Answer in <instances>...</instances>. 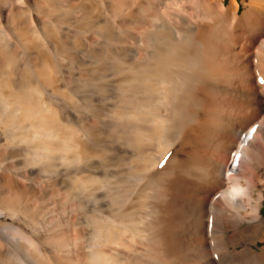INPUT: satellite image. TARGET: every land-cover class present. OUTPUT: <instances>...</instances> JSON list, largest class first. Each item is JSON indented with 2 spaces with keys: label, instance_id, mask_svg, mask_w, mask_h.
Masks as SVG:
<instances>
[{
  "label": "bare ground",
  "instance_id": "6f19581e",
  "mask_svg": "<svg viewBox=\"0 0 264 264\" xmlns=\"http://www.w3.org/2000/svg\"><path fill=\"white\" fill-rule=\"evenodd\" d=\"M75 1V5L58 0V4L41 6L37 0H0V144L7 145L0 151V258L1 251L15 244L12 237L18 242L24 236L39 251L59 259L57 240L51 243L55 233L51 235L49 227L24 232L26 212L22 216L25 210L8 193L22 189L47 196L55 186L78 198L81 189L96 186L86 172L91 163L81 169L64 163L86 157L92 160L91 156L103 153L123 163L117 179L112 178L116 180L111 183V200H107L113 202L112 193L122 198L125 191L127 198L125 202L121 199L123 206L118 202L121 210L116 213L103 208L106 214L92 212V218L79 210L73 220L79 227L64 230L76 238L72 242L78 241L76 252L67 256L70 264H193L197 251L208 246V221L213 212L222 229L219 236L233 252L264 263V86L256 85L251 76L256 60L264 72V0ZM102 22L107 27L99 28L101 37L87 35L89 26ZM72 60L87 68L81 69L79 63L80 69L69 67L67 61ZM76 84L92 87V115L59 105L62 100L69 104L76 90L68 93L67 89ZM5 124L18 128L15 141L37 144L32 154H41L37 157L41 159H35L29 172L39 174L45 167L48 173L41 184L20 179L22 174L27 176L28 168L26 173L15 168L18 161L6 164L19 152L9 147ZM174 156L184 158L186 166L182 167L183 162L173 166ZM169 167L175 168L177 179L178 195L173 191L178 199L176 212L185 214L187 222L182 229L178 224L166 228L175 233L178 248L169 252V259L159 260L155 256L159 246L149 240L160 230L149 229L148 222L157 221L153 219L160 207H166L163 199L167 196L149 201L145 195L153 182L145 185ZM171 185L170 191L175 188ZM155 187L161 194V186ZM96 191H92L94 196L103 192ZM95 199L102 201L103 197ZM144 205L149 207L147 212ZM5 215L13 221L1 219ZM243 233L252 236L242 240ZM257 240L263 243L253 247ZM69 245L67 241L62 247Z\"/></svg>",
  "mask_w": 264,
  "mask_h": 264
},
{
  "label": "rangeland",
  "instance_id": "374dc122",
  "mask_svg": "<svg viewBox=\"0 0 264 264\" xmlns=\"http://www.w3.org/2000/svg\"><path fill=\"white\" fill-rule=\"evenodd\" d=\"M38 1V3H39V5H45V4H47L46 2H53V3H55V4H58V0H57V2H56V0H50V1H48V0H37ZM43 3H42V2ZM45 1V2H44ZM72 0H68V2H67V0H66V2H67V4H69V2H70V4L69 5H75V4H77V2L75 1V0H73L72 2H71ZM78 1V0H77ZM79 2V1H78ZM21 3V5L22 6H24V8L26 7L25 5H24V3L21 1L20 2ZM53 3H51V4H53ZM73 3H75V4H73ZM27 10V9H26ZM29 21V20H28ZM31 21V20H30ZM101 24H103V25H101ZM100 25L101 26H98V27H96V26H89L88 28L89 29H87L88 31H89V33H88V31H87V35L88 36H90V37H93V38H99V37H101L100 35H101V33H98V32H101L100 30H99V28L100 29H102L103 27L102 26H104L105 27V25H104V23L102 22ZM91 27L93 28V30H91ZM95 27H96V31H94V29H95ZM107 27V26H106ZM105 27V28H106ZM104 28V29H105ZM97 29H98V31H97ZM91 30V31H90ZM106 30V29H105ZM104 30V31H105ZM85 31V32H86ZM107 31V30H106ZM59 58H61L60 56H59ZM60 60H62V59H59V61ZM66 60V59H65ZM255 60H256V58L255 59H253L252 61H254L255 62ZM65 62V61H64ZM67 63H68V66L70 67V65H71V68H77V69H80V65H81V69H84L86 66H84V65H82V64H80L79 62H74V60H72V61H67ZM80 65H79V64ZM257 63H258V60H256V62L255 63H253L254 65H252V78H253V81H254V83L256 84V85H258L259 87L260 86H264V83H261V81H264V72L258 67V65H257ZM76 64H77V66H76ZM67 66V65H66ZM76 66V67H75ZM79 67V68H78ZM87 68V67H86ZM260 69V70H258V69ZM263 74V75H262ZM76 85H78V87L76 86ZM76 85H74V87H72V88H69V89H67V91H68V93H72L73 92V90L75 89L76 91H79V93L80 92H82V90H83V93L84 94H82V93H80L81 95H78L79 93H77L76 91H74L73 93H76L75 95L76 96H74V94L72 93V95H70L71 97H72V100L70 99V101L73 103H70V101H69V104H68V102L66 103V101H64L63 102V100H62V102H60L59 103V101H60V99H57L56 101L59 103V105H61L62 103L63 104H66V105H70V109H74L73 111L75 112V111H77V113H81V115H90V113H91V115L93 114V112L92 111H94V109H93V103H92V100L90 99L91 98V93H93V92H90V91H92L93 89H92V87L90 88L89 87V85L88 84H84L83 86L82 85H79V84H76ZM85 85H86V89L84 88V89H82L83 87H85ZM80 86H82V87H80ZM88 86V87H87ZM79 88V89H77V88ZM71 89V90H70ZM82 89V90H81ZM92 89V90H91ZM90 90V91H89ZM70 91V92H69ZM86 94V95H85ZM89 94V95H88ZM74 96V97H73ZM90 97V98H89ZM80 100H79V99ZM75 99V100H74ZM76 99H78L77 101H76ZM84 99H86V100H84ZM84 102V101H86V102H84V103H82V101ZM79 102V103H78ZM88 102V103H87ZM89 112V113H88ZM93 117V116H92ZM10 126L11 125H9V126H7V124H5V126H4V128H6L5 129V131H7V129H8V131L7 132H5L6 133V135H8L7 136V142H9V147L11 148V149H15V150H17L19 153H17L16 155H18V156H16V155H13V157H11L12 159H9V160H6L8 163H6L5 161V163L8 165V164H13V162H16V161H18V163H15V168H18V170H20V171H23V172H25L26 171V169H27V176H24V174H22V176H20L19 178L20 179H22V178H25L26 179V177L28 178V179H23V180H25V181H28L29 179L31 180V179H33V180H36L38 183H42L43 181L42 180H44L45 181V179H44V177H45V175L48 173V171H47V169L45 168V167H42L41 168V170L42 171H39V174H33L32 173V175H31V172H29V169L31 168L30 166H32L33 164H35L38 160L37 159H41V158H37V157H41V154L38 156V154H32V151H34L33 149L37 146V144L36 143H34V142H32L31 140V142L30 141H28V140H26V141H28V142H26V141H24V140H17V141H15L13 138V136L17 133V132H19L18 131V128L17 127H14V126H11V128H10ZM14 128V129H13ZM17 128V129H16ZM85 129H86V127H85ZM9 130H11V132L9 131ZM13 130V131H12ZM15 131V132H14ZM11 134V135H10ZM14 134V135H13ZM10 139L12 140V141H10ZM15 141V142H14ZM22 141V142H21ZM11 142H13V143H11ZM29 143H32V146H29L30 144ZM7 144V143H6ZM33 144H35V145H33ZM4 146V147H3ZM7 147V145H1L0 144V151L4 148H6ZM32 148V149H31ZM35 149H38V148H35ZM101 150H105V148H101ZM103 154V153H102ZM101 154V157L100 156H98L97 157V155L95 154V156H91V158L92 157H94V158H92V160L91 159H89L88 161H87V157L85 158V161H84V159L81 161V160H79V161H77V160H74V162L73 161H71V162H73V163H71V162H68V163H64V165L65 166H67V167H70L71 166V168H74L75 167V169H81V168H83L87 163H88V165L91 163V166L92 167H90V166H86V168L87 167H89V168H87V174L89 175V176H91V177H93V182H92V184H94V182H96V184H94V185H96V186H98V185H100L99 183H103L104 184V182H105V184H107V182L108 181H110V184L108 183V185H106L105 186V184H104V186H103V184H101L100 186H98V187H94V185H91L92 187H94V189L93 188H87V189H84V191H83V189H81V193H80V195L79 196H81V197H79L78 196V198H77V196H68V195H66V193H65V191L64 190H62L61 188H57V187H55V186H53L52 188H51V190H49L48 192H50L49 193V195H48V193H46V195L47 196H45V195H43V196H41V195H37V194H33V193H30V192H23V191H25V190H22V189H17V190H13L12 188V190L10 191V193H8L9 194V196H14V199H15V201L16 202H18V203H20V205H21V209L22 210H25V211H22V216H24V214H25V212H26V214H25V216H24V228H26V229H22V230H24V232H31L30 230H32V232H36V230H38V227H39V229H44V228H47V227H49V229L47 228V230H49V232L51 233V235L53 234V233H57L56 235L55 234H53L52 236H51V238H54L53 240H55V241H51V238L49 239L50 241H51V243L52 242H56V240H57V242L55 243V244H57V246L55 245V247H57V249L59 250H57L56 248V250H55V252H56V254H57V257H59V259H61V260H59V259H56V258H54V257H52L51 255H48V254H46V253H43V252H41V251H39L38 249H36L32 244H31V242H29L27 239H24V236H23V238H20V239H18V242L20 243H18L13 237L11 238L14 242H15V244H16V246H15V244L14 243H12L11 245H9V248L7 247V249L9 250H7V249H5L4 251H1V258H0V264H24L26 261H27V263H25V264H28V261H30L31 262V264H34V263H36V264H38V261H39V264H60L62 261V263L61 264H70V261L68 260V257H70V256H68V255H70V254H72V253H74L73 252V250L75 251V250H77V248H76V246H75V244L78 242L77 240H76V242L74 243V242H72L73 240L75 241V237L74 236H71V234H70V232L69 233H65V227L67 228H69L70 227V229H72L74 226H75V230L79 227V225H77V224H75V223H73V220L76 218V214L79 212V210H80V212L79 213H83V214H86L87 216L88 215H90V217H94V214L93 213H95V212H102L103 211V214L105 213L106 214V212L104 211V210H107L109 207H110V209H108V213H110V211H111V213H116V212H118L119 210H121V207L120 206H123V204L122 203H124L126 200V198H127V193H126V191L125 192H123V194L125 195L126 194V196H124L123 194L120 196V197H122V198H117V196L116 195H114L113 193H112V197L114 196H116V199H118V200H116V199H114V200H116V201H114L113 200V198H112V201L113 202H111V201H108L109 200V198L111 197V195H110V191L112 192V188L114 187L113 185H114V183H115V180L117 179V175H118V171L119 170H121V167L123 166L122 164V161H118V159L120 160L121 158H116V157H113V155L111 154V155H109V156H107V157H109L111 160H112V158H114L113 160H115V161H111L110 159H109V161L107 162L106 160H108V158L107 157H104V154L102 155ZM35 155V156H34ZM94 155V154H93ZM98 155H100V154H98ZM102 156H103V160L102 159H100V158H102ZM90 157V156H89ZM104 158H106V159H104ZM178 158V160H179V162L177 161L176 162V159ZM37 161H36V160ZM98 159H100V160H98ZM183 159L184 158H180V157H176V156H174V157H172V159H171V164L173 165H176V164H181L182 162V167H185L186 166V164H185V162L183 161ZM102 160V161H101ZM118 162H117V161ZM36 161V162H35ZM43 161V160H42ZM42 161H40V163L42 162ZM76 161V162H75ZM92 161V162H91ZM94 161V162H93ZM100 161V162H99ZM104 161V162H103ZM80 162V163H79ZM81 162H83L82 164H81ZM86 162V163H85ZM90 162V163H89ZM97 164H96V163ZM106 162H107V164H106ZM119 162H121V163H119ZM43 163V162H42ZM98 163L99 164H101V165H104V166H101L99 169L97 168V167H99V165H98ZM187 163V162H186ZM75 164V165H74ZM83 164H85V165H83ZM92 164H95V165H98L97 167H93V165ZM106 164V165H105ZM110 164V165H109ZM74 165V166H73ZM80 165H82V166H80ZM94 165V166H95ZM120 165H121V167H120ZM173 165V166H174ZM181 165H179V166H181ZM183 165H185V166H183ZM20 166V167H19ZM77 166H79L78 168H76ZM106 166V167H105ZM105 167V168H104ZM108 167V168H107ZM113 167H114V169H113ZM93 168V169H92ZM120 168V169H119ZM45 169V170H44ZM98 169V170H97ZM107 169H108V172H107ZM175 168L173 167L172 168V170H174ZM99 170H101V171H99ZM104 170V172H102ZM116 170V172H113V171H115ZM171 170V167H169L168 169H166V170H163L162 172H160L157 176H155V177H152V178H150L149 180H147L148 182H146V188H147V186H149L150 184L149 183H151V181L154 183V185H153V183H151V186H149V190L151 189V191L148 193V194H146L145 196H146V198L147 199H149V201H150V199H159V197H160V201H161V198H162V196H163V198H164V196H167V197H165L166 199H163L164 200V206H166V207H160L159 208V211L155 214V219H153V220H156L157 219V221H151V220H149V222H148V227H149V229L150 228H152L153 230H154V232L157 230V231H159V232H161L162 230H164L165 229V231H162L163 233L165 232H167L166 233V237H165V235H164V237L165 238H163V233L161 232V233H159V232H157V233H154V234H157V236L159 237V238H157V236H156V238L157 239H155V235L153 234V240L151 241V238H150V240H149V243L151 244V245H153V244H156L157 243V245L159 246V247H157L155 250L157 251V253L155 252V250H154V252H155V254H157V255H155L159 260H166V259H169L170 258V256L171 255H169V252L170 253H173V250H175L176 251V247H177V245H176V243H175V233H173V232H171V229L173 228V227H175V226H177L176 224H178L179 225V227L181 226V228L180 229H182V228H185V224H186V222H187V220H186V218H185V214H182V213H179L178 211V213L176 212V204H177V200L178 199H175V198H177V195H178V187H177V185H176V182L174 183V181H176L177 179L175 178V171H174V173H173V171ZM106 171V172H105ZM167 171H169V173L167 172ZM115 173V174H113V173ZM167 172V173H166ZM171 172L173 173V176H171ZM26 173V172H25ZM106 173H108V175L106 174ZM29 175H30V177H29ZM102 175V176H101ZM164 175H170L168 178L169 179H171V180H169V179H167V177H165ZM37 176H39V177H37ZM111 176V177H110ZM159 176V177H158ZM164 176V177H163ZM33 177V178H32ZM43 177V178H42ZM108 177V178H107ZM116 178V179H112V178ZM99 178V179H98ZM110 178V179H109ZM154 178V179H153ZM156 178V179H155ZM159 179H160V181H159ZM165 179V180H164ZM166 179H167V182H165L166 181ZM41 180V181H40ZM95 180V181H94ZM98 180H101L100 182L98 181ZM171 181H173V182H171ZM99 182V183H98ZM161 184H160V183ZM162 182H163V185H162ZM40 183V184H41ZM111 183L113 184V185H111ZM155 183H156V185H155ZM165 183V184H164ZM167 183V184H166ZM158 184H159V186H161V188H162V192L164 193L165 191L167 192H165L166 194H163L162 192H161V194H159L160 193V191H161V189H159L158 190V187L156 188L155 186H158ZM171 184H174V186L173 185H171ZM153 185V186H152ZM165 185L167 186H169V187H167V188H165ZM170 185H171V188H172V186H173V188H174V190L173 189H171V191H170ZM103 186V188L105 187L106 189H108L109 190V193H107L108 191L106 190V193H105V191H103V189L101 188ZM113 186V187H112ZM110 187H112V188H110ZM151 187V188H150ZM154 187H155V190H154ZM177 187V188H176ZM152 188H153V190H152ZM160 188V187H159ZM59 189V190H58ZM111 189V190H110ZM177 189V190H176ZM96 191V190H100L99 192H97L96 191V193H100L101 191H103L105 194H103V192H101L102 193V197H103V199H101L102 201H98L97 199H95V198H98V199H100V198H102V197H98L99 195L101 196V193L98 195V194H95V196L93 195L94 193L92 192V191ZM105 190V189H104ZM146 190H148V189H146ZM159 192H158V191ZM176 190V191H175ZM14 191V192H13ZM21 191V192H20ZM83 191V192H82ZM91 191V193H89ZM155 191L156 192H158V193H155ZM168 191L169 192H172V193H170V195L168 194ZM173 191H175L174 193L175 194H177V195H175L174 196V193H173ZM56 192V193H55ZM62 192V193H61ZM19 193H20V195H19ZM58 193V194H57ZM60 193V194H59ZM65 193V194H64ZM84 193H88L89 194V197L87 196V194H85L84 195ZM154 193H155V195H154ZM27 194V195H26ZM29 194V195H28ZM106 194H107V198H106ZM153 194V195H152ZM157 194V195H156ZM59 195V196H58ZM86 197L85 198V200L87 199H89L88 201H89V203H88V201L86 200V201H84L85 203H83L82 201H81V199H83L84 197ZM92 195V196H91ZM97 195V196H96ZM105 195V196H104ZM108 195H110V196H108ZM160 195V196H159ZM171 196V198L169 197V196ZM43 197V198H41V197ZM49 196V197H48ZM58 196V197H57ZM158 196V197H157ZM174 196V197H173ZM40 197V198H39ZM68 197H69V199H68ZM157 197V198H156ZM63 198V199H62ZM125 198V199H124ZM169 198L171 199L170 201H169ZM174 198V199H173ZM66 199V200H65ZM79 199H80V201H79ZM108 199V200H107ZM121 199H123L124 200V202H121V201H123V200H121ZM168 199V200H167ZM98 201V202H95V201ZM110 200H111V198H110ZM165 200H167V203H166V201ZM174 200V201H173ZM14 201V202H15ZM61 201V202H60ZM106 201H108V202H106ZM169 201V202H168ZM75 202V203H74ZM81 202V203H80ZM106 202V203H105ZM117 202V203H116ZM118 202H119V204H120V206H119V204H118ZM174 202V203H173ZM98 203V204H97ZM103 203V204H102ZM112 203H116V205L114 204V205H112ZM172 203H173V205H172ZM25 204V205H24ZM91 204V205H90ZM117 204H118V206H117ZM166 204V205H165ZM167 204H169V206L167 205ZM90 205V206H89ZM100 205V206H99ZM103 207H102V206ZM176 205V206H175ZM73 206V207H72ZM80 206L82 207V208H80ZM95 206V207H94ZM168 206V207H167ZM173 206L175 207V208H173ZM24 207V208H23ZM91 207V208H90ZM98 207H99V210H96V209H98ZM102 207V208H101ZM107 207V208H106ZM116 207H119V208H117L116 209ZM34 208V209H33ZM75 208V209H74ZM80 208V209H79ZM103 208H105L104 210H101V209H103ZM144 209H145V212H147L148 211V209H149V207H147V205H144V207H143ZM143 208H141L142 210H144ZM147 208V209H146ZM20 209V210H21ZM90 209V210H89ZM112 209V210H111ZM116 209V210H115ZM263 209V210H262ZM48 210V211H47ZM53 210V211H52ZM85 210V211H84ZM95 210V211H94ZM110 210V211H109ZM173 210H175V212H172ZM261 210H262V213L264 214V205H262L261 206ZM34 211V212H33ZM44 211V212H43ZM46 211V212H45ZM51 211V212H50ZM84 211V212H83ZM113 211V212H112ZM168 211H170L171 212V214H170V212H169V216H168ZM93 212V213H92ZM50 215H49V214ZM67 213V214H66ZM91 213V214H90ZM52 214V215H51ZM93 215V216H92ZM148 215V214H147ZM157 215V216H156ZM185 215V216H184ZM215 215V216H214ZM163 216H167V217H163ZM181 216V217H180ZM212 216L213 217H211V219L208 221V234H207V236H208V239H207V242H208V246H207V248H205L204 250H202V251H197L198 252V255L195 257L194 255V262H193V264H196L197 262V264H204V262L206 263V264H264V263H260V262H258V261H256V260H254V259H251V257L250 256H247V255H244V254H235L234 252H233V249L230 247V245H228L222 238H221V236H219L220 234H221V228H220V225H219V221H218V215H216L215 214V212H213V214H212ZM156 217H158V218H156ZM184 217V218H183ZM4 218V219H3ZM1 219H3V220H7V221H13V218H11L10 216H8V215H5L4 217H1ZM64 219V220H63ZM160 219V220H159ZM171 219H172V221H171ZM184 219V220H183ZM215 219H217V220H215ZM171 221V223H170V221ZM180 220V221H179ZM71 222V223H69V222ZM150 221H151V223H150ZM186 221V222H185ZM216 221V222H215ZM54 222H55V225H51V224H54ZM66 222V223H65ZM26 223V224H25ZM51 223V224H50ZM67 224V225H65V224ZM157 223H158V225L160 226L159 227V229H156V227L155 226H158L157 225ZM168 223H169V225H168ZM45 224V225H44ZM56 224H58L57 226H56ZM68 224L70 225V226H68ZM150 224H151V226L153 225V227H151L150 226ZM171 224V225H170ZM217 224V225H216ZM49 225H51V226H49ZM60 225V226H59ZM71 225H72V228H71ZM219 225V226H218ZM60 228H59V227ZM62 226V227H61ZM76 226H78V227H76ZM168 226H171L170 228V230H167V229H169V227ZM154 227H155V229H154ZM161 227H162V230H161ZM50 228H51V230H50ZM56 230V232H55V230ZM59 228V229H58ZM164 228V229H163ZM167 228V229H166ZM52 229L54 230V231H52ZM62 230V231H61ZM59 231V232H58ZM72 232V231H71ZM65 233V234H64ZM219 233V234H218ZM67 234H69V235H67ZM158 234H160V235H158ZM247 233H243L241 236H240V238L242 239V240H246V239H248L250 236H252V234H250V236L247 234ZM24 235V234H23ZM167 235H168V237H167ZM211 238H210V237ZM217 236H218V238H217ZM68 237V240L66 239ZM71 237H72V239H71ZM174 237V238H173ZM245 237V238H244ZM71 239V241H70V239ZM169 240H168V239ZM65 239H66V241H65ZM155 240H156V242H155ZM223 240V241H222ZM69 242V246L66 248V247H62V244L64 243V242ZM171 241V242H170ZM220 241V242H219ZM17 242V243H16ZM60 242L62 243V244H60ZM164 242V243H163ZM217 242V243H216ZM54 243H53V245H54ZM74 243V244H73ZM159 243V244H158ZM168 243V244H167ZM173 243H175L174 245H172ZM263 242L262 241H260V240H257V244L255 245V244H252V246L253 247H257V245H261ZM59 244L61 245V246H59ZM66 245H67V243H65ZM166 244V245H165ZM221 244V245H220ZM18 245H19V248H18ZM24 245V246H23ZM52 245V246H53ZM71 245H73L72 247H71ZM77 245V244H76ZM173 246V248L175 247V249H171L172 248V246ZM14 246V247H13ZM59 246V247H58ZM228 246V247H227ZM12 247V248H11ZM21 247V248H20ZM23 247V248H22ZM27 247V248H26ZM54 247V246H53ZM60 247H62L61 248V250L59 249ZM70 247V248H69ZM75 249H74V248ZM164 247H166V248H168V252L166 251V250H164L165 248ZM226 247H227V249H226ZM237 247L240 249V245H237ZM72 248V249H71ZM178 248V247H177ZM13 249H15V250H13ZM21 249V250H20ZM71 249V250H70ZM171 249V250H170ZM29 250V251H28ZM62 250L64 251V252H66V253H64V252H62ZM67 250H69V254H68V251ZM11 251H14V253H12ZM17 251V252H16ZM22 251V252H21ZM31 251V252H30ZM33 251V252H32ZM165 251V252H164ZM7 252V253H6ZM21 252V253H20ZM25 252H28L27 254L25 253ZM71 252V253H70ZM76 252V251H75ZM161 252V253H160ZM179 252V250L177 251V253ZM201 252V253H200ZM20 254V255H18V254ZM24 253H25V255H24ZM180 253V252H179ZM232 253V254H231ZM15 254V255H14ZM32 256V257H30V255ZM33 254V255H32ZM180 254H182V255H185V254H183V253H180ZM208 254V255H207ZM21 255H23L24 257H26V259L25 258H23V256H22V258H21ZM37 255V256H36ZM45 255V256H44ZM66 255V256H65ZM158 255H159V257H158ZM164 255V256H163ZM190 255H192V254H190ZM233 255H234V257H233ZM236 255H238V256H236ZM244 255V256H243ZM19 256V258H17ZM49 256V257H48ZM68 256V257H67ZM186 256V255H185ZM185 256H183V258L185 257ZM188 256V255H187ZM186 256V257H187ZM207 256V257H206ZM27 257H30V258H28L29 260H27ZM163 257V258H162ZM167 257V258H166ZM200 257V258H199ZM4 258V259H3ZM8 258V259H7ZM38 259V261H37V259ZM199 258V259H198ZM206 258V259H205ZM36 259V260H35ZM40 259V260H39ZM197 259V260H196ZM22 260V261H21ZM196 260V261H195ZM200 260V261H199ZM201 260H205L204 262H201ZM34 263H33V262ZM37 261V262H36ZM57 261H59V263L57 262ZM61 261V262H60ZM24 262V263H23ZM254 262V263H253ZM72 264V263H71ZM154 264H157V263H154Z\"/></svg>",
  "mask_w": 264,
  "mask_h": 264
},
{
  "label": "snow or ice",
  "instance_id": "6c2138e0",
  "mask_svg": "<svg viewBox=\"0 0 264 264\" xmlns=\"http://www.w3.org/2000/svg\"><path fill=\"white\" fill-rule=\"evenodd\" d=\"M261 83H264V81H261Z\"/></svg>",
  "mask_w": 264,
  "mask_h": 264
}]
</instances>
